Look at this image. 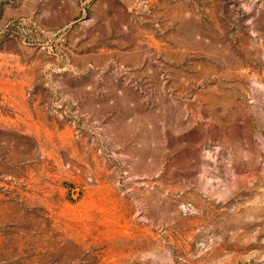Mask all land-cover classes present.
Wrapping results in <instances>:
<instances>
[{
  "label": "rangeland",
  "instance_id": "obj_1",
  "mask_svg": "<svg viewBox=\"0 0 264 264\" xmlns=\"http://www.w3.org/2000/svg\"><path fill=\"white\" fill-rule=\"evenodd\" d=\"M0 264H264V0H0Z\"/></svg>",
  "mask_w": 264,
  "mask_h": 264
}]
</instances>
